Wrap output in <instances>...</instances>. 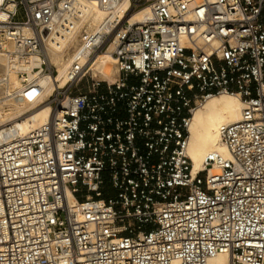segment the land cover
<instances>
[{"label": "built area", "instance_id": "1", "mask_svg": "<svg viewBox=\"0 0 264 264\" xmlns=\"http://www.w3.org/2000/svg\"><path fill=\"white\" fill-rule=\"evenodd\" d=\"M129 1L98 27L77 0H0L18 80L0 77V103L50 108L25 134L9 128L27 114L0 122V264H264V0ZM59 36L72 60L46 94ZM110 47L112 80L93 69ZM223 94L242 102L229 155L193 173L194 112Z\"/></svg>", "mask_w": 264, "mask_h": 264}, {"label": "bare ground", "instance_id": "2", "mask_svg": "<svg viewBox=\"0 0 264 264\" xmlns=\"http://www.w3.org/2000/svg\"><path fill=\"white\" fill-rule=\"evenodd\" d=\"M100 8H97L93 0H77L79 12L86 15L88 20L100 27L106 18L111 19L115 16L125 18L124 12L129 6V0H121L110 12L101 6V0H94ZM150 12L147 8H143L138 12L129 15L131 23H138L143 19L149 18ZM68 42L67 38L54 37L49 40V53L58 67V75L56 79L42 77L41 83L47 86L46 94H50L57 80L61 85L65 82L69 65L72 58L65 59L62 49ZM84 48H78L76 55L81 53ZM111 47L107 53L99 54L93 62L95 73H101L106 77H111L115 72V61L110 54ZM7 76L10 84L18 85L17 77L9 72V65L5 58L0 55V77ZM4 94V89L0 86V96ZM242 102L237 95L223 94L214 96L207 102L196 109L193 115L190 138L188 146V154L193 164V173L203 170V160L211 152H219L224 156L229 153L226 147L220 142L219 132L221 127L234 124L241 118ZM50 113L49 106L45 105L34 109L33 106L19 105L15 102L8 101L0 103V122L6 120H15L22 117L21 121H14L16 124L13 128H9L12 133L17 132L25 134L35 126L47 120ZM1 136V133H0ZM228 256L225 254L218 255L209 260L208 264H228Z\"/></svg>", "mask_w": 264, "mask_h": 264}, {"label": "rangeland", "instance_id": "3", "mask_svg": "<svg viewBox=\"0 0 264 264\" xmlns=\"http://www.w3.org/2000/svg\"><path fill=\"white\" fill-rule=\"evenodd\" d=\"M93 2H94V4H95V1L93 0ZM96 5V7L97 8H100L97 4H95ZM99 76L100 75H102L101 73H97ZM115 75H116V73H114L111 77H106L105 75H102V76H104L106 79H108V80H112V79H114L115 78Z\"/></svg>", "mask_w": 264, "mask_h": 264}]
</instances>
